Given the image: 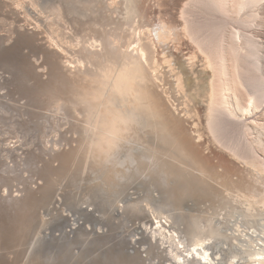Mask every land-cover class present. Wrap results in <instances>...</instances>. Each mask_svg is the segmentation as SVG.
<instances>
[{"label": "bare ground", "instance_id": "obj_1", "mask_svg": "<svg viewBox=\"0 0 264 264\" xmlns=\"http://www.w3.org/2000/svg\"><path fill=\"white\" fill-rule=\"evenodd\" d=\"M8 1L0 42L28 27L39 48L32 83L0 95L9 264H26L35 214L65 197L117 220L115 256L134 247L121 264H264V0H186L178 17L165 0Z\"/></svg>", "mask_w": 264, "mask_h": 264}, {"label": "rangeland", "instance_id": "obj_2", "mask_svg": "<svg viewBox=\"0 0 264 264\" xmlns=\"http://www.w3.org/2000/svg\"><path fill=\"white\" fill-rule=\"evenodd\" d=\"M2 1L8 4L11 2L8 0ZM185 2L186 0H165L166 4L164 3L165 6L163 7L162 5L161 9L166 10V12L169 14L174 13L178 17V11H180ZM31 14L34 13L32 12ZM256 31H258L259 39L264 43V26L257 27ZM30 33L32 34V31H30V29L26 27L20 30V33L14 36L9 42H0V95H6L5 98L1 97V99L7 101L10 104L14 103V100L10 99V96L14 95L16 98H18L19 96L15 94L16 91H19V89H25L27 85L29 83H32L33 81H30V74L33 73V70H29L30 63H28V61H34V56H32L31 54L32 50L38 51L39 48L35 46L36 41L34 38H32L33 34L31 35V37L29 36ZM27 64L29 68L27 67ZM15 103L17 104V102ZM228 133L230 135L235 134L232 133L229 128ZM14 140L15 139L13 138H9L6 139L5 142L6 144L8 143V146H12V142ZM59 204H56L55 202L52 204L54 205V207L50 206L48 210H41L43 211L41 215L39 213L40 211L37 212L35 214V217L33 216L35 219L32 227H30V229L26 228L29 229V232L25 236V243L23 242L24 245L20 246L18 252V255H20V251H23L22 249L26 250V253L25 251H23L20 255V259H25L26 256L28 257L29 260L26 261V264L27 262L28 264H53L48 263L51 261H57L59 264H81L82 262H85L86 264H96V259H94V257L96 258L98 253L104 254V258L108 259L109 261H114L112 262V264H121V256L127 255L126 261H129L128 259L133 256L132 253L125 254L126 249H132L134 251V247H131L132 245H129L126 249H122L124 251L115 256V250H117L118 252L120 248H122L120 246L122 245V243L118 240V242H116L115 238L118 237V239H120V235H122L123 233V230H121V228H118V224L116 223L117 220H115V223L112 221L111 223L106 224V220L102 221V219H99L94 215L90 216L85 214L84 212L82 213L79 211V207L75 205V202L71 201L69 197H65L64 199H62ZM55 206H58L57 210L55 209ZM62 208L64 209V212L60 211ZM103 222H105V224H103ZM100 223L101 225L103 224L102 229H99L98 224ZM6 227L7 225L5 224V222L2 225L0 220V264H9L8 257L11 256L8 251L10 247H8L7 249L6 245V241H8V237H6ZM113 229L114 231H112ZM110 235H112V237ZM138 235L136 234L135 236L131 237H138ZM19 237L20 235H18V237H16L14 241L11 240L14 245L18 242L17 238ZM102 241L108 242L104 249L102 247L105 244ZM126 241H130V238L126 237V239H124V244H128ZM134 243H136V241H134ZM138 243L142 245L141 241H138ZM110 245L112 246L110 247ZM107 249L111 250L113 256H115V260L111 258L108 253H106ZM133 253H138V247H136V251ZM143 253L144 252L140 253V256L144 255ZM61 256L63 257V259L61 258ZM59 259L61 263L59 262ZM148 259L150 258L148 257ZM43 261L45 262L42 263ZM134 262L135 264H150L149 262L146 263V261H142V259L138 261V258L137 263L136 261ZM98 263L100 264L101 260H99ZM127 264L129 263L127 262Z\"/></svg>", "mask_w": 264, "mask_h": 264}, {"label": "clouds", "instance_id": "obj_3", "mask_svg": "<svg viewBox=\"0 0 264 264\" xmlns=\"http://www.w3.org/2000/svg\"><path fill=\"white\" fill-rule=\"evenodd\" d=\"M115 127L116 125L111 121L106 124L104 131L97 135L96 140L94 141V147L105 151L114 147V144L117 140V136L114 134Z\"/></svg>", "mask_w": 264, "mask_h": 264}]
</instances>
